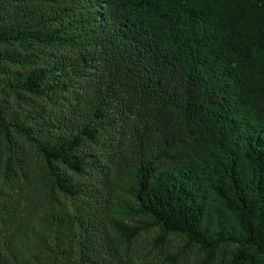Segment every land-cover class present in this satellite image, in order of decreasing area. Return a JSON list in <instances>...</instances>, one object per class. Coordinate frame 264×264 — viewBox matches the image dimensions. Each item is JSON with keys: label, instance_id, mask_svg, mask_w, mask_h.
<instances>
[{"label": "trees", "instance_id": "1", "mask_svg": "<svg viewBox=\"0 0 264 264\" xmlns=\"http://www.w3.org/2000/svg\"><path fill=\"white\" fill-rule=\"evenodd\" d=\"M264 264V0H0V264Z\"/></svg>", "mask_w": 264, "mask_h": 264}, {"label": "rangeland", "instance_id": "2", "mask_svg": "<svg viewBox=\"0 0 264 264\" xmlns=\"http://www.w3.org/2000/svg\"><path fill=\"white\" fill-rule=\"evenodd\" d=\"M145 264H160V259L159 258H154V260H151L150 258L147 259Z\"/></svg>", "mask_w": 264, "mask_h": 264}]
</instances>
